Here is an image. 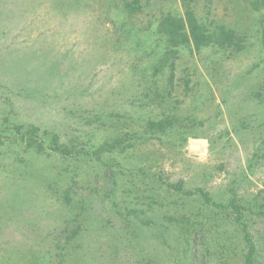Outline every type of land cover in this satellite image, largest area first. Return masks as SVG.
<instances>
[{
	"label": "rangeland",
	"instance_id": "obj_1",
	"mask_svg": "<svg viewBox=\"0 0 264 264\" xmlns=\"http://www.w3.org/2000/svg\"><path fill=\"white\" fill-rule=\"evenodd\" d=\"M186 8L231 39L170 46L159 23ZM247 257L264 264V0H0V264Z\"/></svg>",
	"mask_w": 264,
	"mask_h": 264
},
{
	"label": "trees",
	"instance_id": "obj_2",
	"mask_svg": "<svg viewBox=\"0 0 264 264\" xmlns=\"http://www.w3.org/2000/svg\"><path fill=\"white\" fill-rule=\"evenodd\" d=\"M159 28L163 36L167 39L170 46L175 47L177 45L183 44H192L196 48L207 46L211 43V37H214L216 41L219 42H228V39H231L232 33L225 32L223 28H220L218 32L213 33V35L209 36L207 28L200 23L192 10L186 8L184 10V14L182 17H170L167 16L163 18L159 23ZM169 124L164 122H151L148 127L153 128V130L161 131L165 130V128ZM35 131L37 128H31L28 131L22 133L19 141L26 146L35 145L37 151L41 149L44 150V144L42 141L38 140L35 135ZM19 133V132H17ZM50 150L57 153L61 157H68L70 156L69 149L62 147L58 144L57 137L55 135L50 136ZM104 144L100 145L97 148V151H103ZM174 188L177 190H181V184L178 183L174 185ZM203 200L206 203H210L207 194H202ZM235 209L236 206L232 205ZM244 264H251V258L247 257Z\"/></svg>",
	"mask_w": 264,
	"mask_h": 264
}]
</instances>
